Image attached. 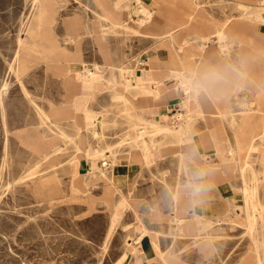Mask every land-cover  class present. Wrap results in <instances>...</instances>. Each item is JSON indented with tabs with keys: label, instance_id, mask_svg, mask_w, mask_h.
<instances>
[{
	"label": "rangeland",
	"instance_id": "1",
	"mask_svg": "<svg viewBox=\"0 0 264 264\" xmlns=\"http://www.w3.org/2000/svg\"><path fill=\"white\" fill-rule=\"evenodd\" d=\"M33 2L0 0V264H158L167 255V264H264V205L257 202V198L264 201V181L260 190H252L254 195L249 199L255 220L252 229L246 213L242 222L228 219L217 223L218 214L211 216L215 223L208 229H222V236L207 239L213 240L209 252L201 249L202 237L174 235L177 230L188 233L195 225L189 204L184 205L182 219L173 221L174 194L179 191L183 195L190 187H198L200 194L218 199L223 170L219 156L207 164L206 173L197 157L187 156L189 142L180 145L172 137L157 141L162 133L134 115L131 105L140 106V97L132 104L120 98L143 67L139 62L149 55L152 35L145 30L148 21L139 27L132 20L138 17L140 4H128V29L107 22L98 25L94 0H37L35 6ZM255 2L240 6L246 10L242 17L247 22H251L247 16H263L264 5L260 4L264 1ZM202 4L219 7L220 0ZM49 5L55 13H48ZM73 17L78 19L74 29L68 22ZM235 18L230 14L228 20ZM231 48H224V53H230ZM80 58L93 71L95 64L104 68L101 83L84 88L67 81L72 70L79 68L74 59ZM64 62L72 65V72L60 75L57 71L61 66L56 64ZM121 64L129 71L119 69ZM100 74L87 70L84 75L100 81ZM114 78L118 83L111 80ZM190 84L182 82L184 89L192 91ZM252 96L246 94L245 99ZM255 97L263 105L264 94ZM73 98L99 113L98 124L85 127L83 111L73 107ZM148 100L149 116L156 118L157 106L151 96ZM68 109L70 116L55 115ZM167 112L162 119L177 123L173 117L177 111ZM40 135L60 149L52 157L41 153L40 141H31ZM81 138L90 145L87 157L80 147ZM147 141L154 146V156L137 163L140 172L135 184L125 186L123 194L112 190L106 181L111 179L109 174L140 144L148 146ZM181 152L185 163L180 161ZM231 155L223 160L235 166L223 173L239 190L242 158ZM256 178L252 174L251 185ZM147 227L158 232V238ZM130 238L134 244L127 248ZM152 239L162 254L148 255L143 249ZM124 253L127 257L122 259Z\"/></svg>",
	"mask_w": 264,
	"mask_h": 264
},
{
	"label": "crops",
	"instance_id": "2",
	"mask_svg": "<svg viewBox=\"0 0 264 264\" xmlns=\"http://www.w3.org/2000/svg\"><path fill=\"white\" fill-rule=\"evenodd\" d=\"M132 1L140 4L137 7L138 17L132 18V20L139 27H143L148 21L145 30L152 35V38L151 40L148 39L150 47L147 51L149 55L143 59V67L137 71V78L131 82L136 85V88L130 89V92L125 90L127 98L122 94L120 98H126L125 100L130 101L128 103L132 104L136 95L137 99L140 97V100L137 101L140 106L131 105L133 109L136 108L134 115L136 120L139 121H151L158 124L168 123L162 117L170 113L167 112L168 110L177 111L173 113V117H176L179 124L184 125V121H188V124L185 122L183 126V140L178 143L182 145L189 142L191 151L189 150L187 156L192 159L197 157L196 161H200L205 165L206 173L207 164L219 156L223 171L235 166L232 162L228 163L229 165L226 164L224 158H229L231 154H237V157L242 158L239 169L240 179L236 186L239 190H236L230 184L229 177L225 176V172L222 171L220 172L218 199L212 198L211 194L205 192L199 193L195 197L190 192L181 195L177 191L174 194L176 214L172 215L173 221L182 219L180 215L184 212V205L189 204L190 217L195 224L190 232L184 233L177 230L179 232L174 233V235L187 234L202 237L201 249L209 252L212 248V241L222 236V229H208L210 223H215L211 216L218 214L217 223H223L228 219H232L234 222L245 221L244 213H246V217L248 216L245 189L260 190L261 183L264 181V102L261 105L255 97L256 94H264V19L247 16L251 20V22H247L243 18L245 17V10H241L240 6L244 7L246 2L256 3L255 0H220L219 7L203 5L202 3L206 0H94L98 9V11H95L98 25L102 27L107 22L112 26L131 29L126 24L125 17L126 13L130 12L128 4ZM51 9L52 7H50L48 13L55 11V9ZM106 14L109 17H106ZM230 14L236 17L235 20H228ZM104 18L107 20H104ZM68 22L74 29L78 19L73 17ZM133 29L137 31L136 28ZM47 40L48 37L45 34V43H47ZM226 46L232 47L230 53H224ZM29 50L34 54H39L31 48ZM43 59L47 61L45 58ZM74 61L79 63V68L72 70V78L67 79V81L80 83L84 88H91L102 82L103 67L95 64L93 71L90 69L89 64L81 58L74 59ZM59 65L61 68L57 72L60 75L72 72L69 69L72 65L65 62L64 64H56V66ZM122 67L129 71L128 67L122 64L119 69ZM87 70L93 73H101L98 77L100 81L85 79L84 74ZM209 75H215L218 82L213 83L207 90H194L193 88L192 91L189 90L187 93L188 89H184V86H182L183 79L194 81ZM113 80L118 83L115 78ZM112 81L109 83L110 86H113ZM160 81L161 83H159ZM191 81L189 82L191 83ZM173 85H176V87L174 88ZM164 86L166 88L172 86L173 89L166 91ZM115 87L116 85L112 88ZM132 90L138 91L133 92ZM127 94L131 95V99ZM246 94L253 96L245 99ZM148 96H151V101L155 102L157 106L158 114L156 118H150L151 116H149ZM72 100L76 102L73 107L83 111L85 127L86 124H98V112L88 108L85 103H77L78 99L76 98ZM71 114V109H68L65 113L58 112L55 115L60 118ZM162 137L158 135L156 140L160 141ZM167 138L170 139L171 137ZM42 140L47 139L42 138V135H40V139L36 138L31 141L33 143L40 141L41 143ZM172 140L177 141L173 137ZM81 142L80 147L85 149L84 153L87 155L90 145H88V141H84L82 138ZM147 144L149 146V156L145 157L144 151L140 153L132 152L129 156H125L120 160L121 162L114 169V173L109 174L111 179L106 181L110 182L112 190L115 192L121 190L123 194L122 189L125 186L135 184L140 172L137 163L152 160L154 156V146H152L151 141H147ZM251 148L252 151H249L248 149ZM40 150L45 156L47 155L41 144ZM230 150L232 151L230 152ZM247 158H250V161ZM180 161L185 163L183 152H181ZM248 166L253 168V172L250 173L251 169L247 170ZM244 169L247 170L245 173H243ZM252 174L254 178L257 177V182L254 181L251 185L249 179ZM101 175L106 174L102 172ZM247 179L248 181L245 183ZM257 202H262V205H264V201L260 198H257ZM228 208L230 209L224 212V209ZM113 224L114 220L111 225ZM148 230L152 232L151 229L148 228ZM262 232L264 234V231ZM152 233H157L158 238V232ZM208 238H213V240L208 241ZM133 244L134 239L130 238L126 241L127 248ZM157 244L152 239L143 249L148 255L160 254L161 250ZM162 252L164 253V250ZM126 257L127 253H124L122 259ZM259 259L257 258L258 261ZM163 260L164 262L158 264H167L168 255L163 256ZM260 261L259 263H261Z\"/></svg>",
	"mask_w": 264,
	"mask_h": 264
},
{
	"label": "bare ground",
	"instance_id": "3",
	"mask_svg": "<svg viewBox=\"0 0 264 264\" xmlns=\"http://www.w3.org/2000/svg\"><path fill=\"white\" fill-rule=\"evenodd\" d=\"M255 1H264V0H255ZM36 2H37V0H34V2H33V4H34V6H35V4H36ZM38 2H39V0H38ZM260 5H264V3L262 4V2H261V4ZM37 6V5H36ZM41 7V6H40ZM49 7H50V5H49ZM48 7V8H49ZM249 9V8H248ZM247 9V10H248ZM258 9V8H257ZM246 11V10H245ZM248 13V12H247ZM250 13V12H249ZM255 14H257V13H255ZM263 14V16H262V18L264 19V13H262ZM244 15H246V14H244ZM258 15V14H257ZM260 15V14H259ZM31 16V15H30ZM106 16H107V14H106ZM252 16V15H251ZM257 18H258V16H256ZM255 18V17H254ZM29 19V18H28ZM260 20V19H259ZM28 21V20H27ZM217 30V29H216ZM218 30H219V28H218ZM217 30V31H218ZM173 39V38H172ZM21 41V40H20ZM202 45V44H201ZM200 45V46H201ZM22 46V45H21ZM206 46V45H205ZM203 51V50H202ZM61 61V60H60ZM75 62V61H74ZM71 64V63H70ZM184 78V77H183ZM150 79V78H149ZM191 79V78H190ZM194 79V78H193ZM112 80V79H111ZM183 80H186V79H183ZM151 81V80H150ZM149 81V82H150ZM187 81V80H186ZM148 82V81H147ZM189 82V81H188ZM109 83H111V81H109ZM159 83H161V81L159 82ZM187 83V82H186ZM190 83V82H189ZM191 83H192V81H191ZM157 84V83H156ZM184 85H185V83H184ZM153 86V85H152ZM189 86V85H188ZM136 88V85L135 84H133V83H130V85L128 86V88H126V90H127V92L130 90V89H135ZM140 88V87H139ZM141 88H143V87H141ZM151 88V87H150ZM153 88V87H152ZM185 88V87H184ZM192 88V87H191ZM188 89V88H187ZM6 90H7V86H5L4 87V89L2 90V93H4V92H6ZM144 90V89H143ZM195 90V89H194ZM133 91V90H132ZM134 91H138V90H134ZM133 91V92H134ZM130 92V91H129ZM148 92V91H147ZM187 93L189 92V90H187L186 91ZM192 93V92H191ZM198 94V93H197ZM143 95H145L144 93H143ZM124 96V95H123ZM188 96V95H187ZM125 97H126V95H125ZM136 97H137V95H136ZM122 98V97H121ZM127 98V97H126ZM125 98V99H126ZM186 99H188V98H186ZM129 103H130V101H128ZM186 102V101H185ZM190 102V101H189ZM78 106H79V104H78ZM81 106V105H80ZM82 107V106H81ZM184 107V106H183ZM259 107V106H258ZM136 109V108H135ZM260 109V108H259ZM190 111V110H189ZM261 111V110H260ZM192 112V111H191ZM194 112V111H193ZM210 113V112H209ZM229 113V112H228ZM234 113H236V112H234ZM86 114V113H85ZM211 114V113H210ZM216 114V113H215ZM84 115V114H83ZM88 115V114H87ZM217 115V114H216ZM255 115H258V114H255ZM180 116V115H179ZM178 116V117H179ZM190 116V115H189ZM201 116V115H200ZM259 116H261V115H259ZM186 117V116H185ZM190 118V117H189ZM234 118V117H233ZM257 118V117H256ZM142 119V118H141ZM229 119V118H228ZM231 120V119H230ZM158 121V120H157ZM207 121V120H206ZM235 121V120H234ZM142 122H144V123H147V124H149L156 132H161L162 133V135H163V137L160 139L161 141H164L167 137H173V138H176L177 139V141L178 142H181L182 140H183V137H182V135H183V133H184V128H183V126L185 125V122L186 121H184V125H182L181 123L179 124L178 122L177 123H175V124H167V123H160V124H158V123H153V122H146V121H142ZM188 122V121H187ZM186 122V124H188ZM191 122H193V121H191ZM255 123V122H254ZM92 124V123H91ZM87 125V124H86ZM261 126V125H260ZM92 127V126H91ZM96 127V126H95ZM94 127V128H95ZM93 128V127H92ZM237 128V127H236ZM238 129V128H237ZM88 130V129H87ZM90 130V129H89ZM92 130V129H91ZM254 130V129H253ZM186 131V130H185ZM238 131V130H237ZM236 131V132H237ZM186 135H189V134H186ZM235 135H236V133H235ZM260 135V134H259ZM250 137V136H249ZM240 138H241V136H240ZM38 139H40V137L38 138ZM160 141V142H161ZM36 142H38V141H36ZM240 142H242V141H240ZM239 142V143H240ZM54 143L55 142H51V140H42L41 141V145H42V147H43V150L45 151V153L47 154L46 156L47 157H52L53 155H54V153L57 151V150H60L59 148H55V146L53 147V145H54ZM245 143V142H244ZM262 143V142H261ZM141 146L139 147L138 146V148L139 149H137L136 151H134L135 153H140L141 151H144V155H145V157L146 156H148L149 155V148H148V146H146V144H145V142H143L142 144H140ZM250 145V144H249ZM253 145V144H252ZM36 146V145H35ZM238 146V145H237ZM251 146V145H250ZM249 146V147H250ZM52 147H53V149H52ZM84 147V146H83ZM230 147V146H229ZM244 147V146H243ZM252 147V146H251ZM228 148V147H227ZM245 148H247V147H245ZM83 149V148H82ZM193 149H194V147H193ZM236 149V148H235ZM85 150V149H84ZM243 150V149H242ZM249 150V149H248ZM38 151H40V150H38ZM232 150H230V152H231ZM235 151V150H234ZM246 151V150H245ZM85 152V151H84ZM108 152V151H107ZM249 152V151H248ZM42 153V152H41ZM243 153V152H242ZM97 154V153H96ZM45 155V154H44ZM84 155H85V153H84ZM95 155V154H94ZM86 156V155H85ZM184 156V155H183ZM46 157V158H47ZM87 157V156H86ZM250 157V156H249ZM184 159V158H183ZM248 163V162H247ZM96 165V164H95ZM246 165V164H245ZM245 171H247L246 169H244L243 170V173H245ZM32 174V173H31ZM105 174V173H104ZM25 177H27V176H25ZM109 179V178H108ZM247 181H248V179L247 180H245V183H247ZM246 190V192H245V198H246V203H247V207H246V210H247V214H248V216H249V229H252L253 228V226H254V224H255V220H254V218H253V216H252V213L249 211V199L251 198V197H253V195H254V193H252V190L251 189H248V188H246L245 189ZM133 240V239H132ZM151 244V243H150ZM158 245V244H157ZM155 247V246H154ZM157 249H159V248H157ZM154 250H156V249H154ZM153 252H155V251H153ZM159 252V251H158ZM154 254V253H153ZM157 254V253H156ZM161 254V253H160ZM259 261H260V259H259ZM261 262V261H260Z\"/></svg>",
	"mask_w": 264,
	"mask_h": 264
},
{
	"label": "clouds",
	"instance_id": "4",
	"mask_svg": "<svg viewBox=\"0 0 264 264\" xmlns=\"http://www.w3.org/2000/svg\"><path fill=\"white\" fill-rule=\"evenodd\" d=\"M215 82H218L215 75H209V76H205L201 79L192 81V83L190 84V87L197 89V90H201V89L207 90ZM201 191H202V189L198 188V187H190L189 188V192L193 197L197 196Z\"/></svg>",
	"mask_w": 264,
	"mask_h": 264
},
{
	"label": "built area",
	"instance_id": "5",
	"mask_svg": "<svg viewBox=\"0 0 264 264\" xmlns=\"http://www.w3.org/2000/svg\"><path fill=\"white\" fill-rule=\"evenodd\" d=\"M141 64H143V62H141Z\"/></svg>",
	"mask_w": 264,
	"mask_h": 264
}]
</instances>
